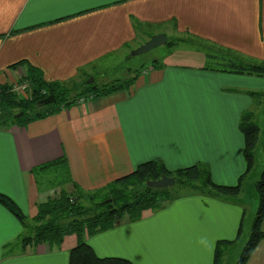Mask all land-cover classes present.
<instances>
[{
  "label": "crops",
  "instance_id": "0c3cea01",
  "mask_svg": "<svg viewBox=\"0 0 264 264\" xmlns=\"http://www.w3.org/2000/svg\"><path fill=\"white\" fill-rule=\"evenodd\" d=\"M165 32L264 62V0H0V86L25 76L28 67L61 84L104 74L101 66L111 57L125 55L143 37L167 39ZM162 58L154 63L160 67L136 73L127 89L80 100L25 127L0 125V193L31 221L48 196L30 171L62 157L84 192L102 190L150 160L170 171L196 163L212 175L227 174L228 164L229 173L240 171L239 118L253 108L247 92H263L264 78L206 70L200 53L176 50ZM187 58L197 62L184 63ZM179 206L187 210L183 242L154 246L160 224L173 220L156 210L137 221L123 218L87 244L98 256L104 246L128 242L144 264H212L216 242L237 237V204L192 195ZM26 233L0 205V264H68L74 236L60 247L22 248ZM143 241L151 244L142 248Z\"/></svg>",
  "mask_w": 264,
  "mask_h": 264
},
{
  "label": "trees",
  "instance_id": "16d2710c",
  "mask_svg": "<svg viewBox=\"0 0 264 264\" xmlns=\"http://www.w3.org/2000/svg\"><path fill=\"white\" fill-rule=\"evenodd\" d=\"M165 45L172 48L175 43L167 41ZM203 45L218 49L205 43ZM226 53L227 56L230 55L229 52ZM205 57L209 60L213 56L206 54ZM221 59H223V64L228 65V68L217 70L210 69L205 65V69L264 78V62H253L250 59L242 60L240 58L234 60ZM19 65H12V68H17ZM152 67L158 68L160 66L152 64ZM134 80L135 77L123 81L115 80L108 84L82 85L74 81L70 84H61L45 81L37 69L28 67L25 76L17 80V83L27 86L23 94L13 93L11 91L12 85L0 86V117L4 113L8 114L9 117L2 119L0 125L25 127L31 122L45 119L69 108L79 103L80 100L106 97L127 89ZM50 95H53L56 101L52 104L42 105L41 101ZM247 95L252 99H259L262 94L247 92ZM20 113L21 116L15 117ZM253 119L254 114L251 111H244L239 118L238 128L243 137L245 171L238 178L236 185L215 184L212 181L208 166L203 163L170 171L161 161L150 160L137 165L130 174L112 181L102 190L84 192L79 186L72 183L66 159L62 157L37 166L30 173L41 192L43 190L40 188L38 175L56 169L62 170L65 175V186L70 184L72 190L62 188V181L59 180L60 185H56L57 188L59 187V191L55 193V196H48L45 201L36 205L37 214L29 222L19 207L9 197L1 193L0 205L12 214L27 232L21 239L22 248L36 247L41 244L60 247L65 237L74 236L76 245L69 251L68 264H131L122 258L98 257L87 244V239L111 229L123 218L137 221L143 212L160 209L162 202L165 201H161L162 192L160 191L162 189L150 188L147 183L159 180L163 176L173 178L174 185L189 188L192 194L208 196L225 202H237L242 192L243 183L255 166L254 153L260 130ZM53 186L51 185L49 189ZM255 192L258 201L256 213L249 237L236 264H248L259 243L264 239L262 229L264 221V143L263 169L255 182ZM100 195L102 199L98 201L97 198ZM242 227L243 220H241L235 240L216 242L213 264H221L224 249L238 241Z\"/></svg>",
  "mask_w": 264,
  "mask_h": 264
},
{
  "label": "rangeland",
  "instance_id": "374dc122",
  "mask_svg": "<svg viewBox=\"0 0 264 264\" xmlns=\"http://www.w3.org/2000/svg\"><path fill=\"white\" fill-rule=\"evenodd\" d=\"M166 35H167V41L175 43V45L172 48L166 45H161L146 53H142L139 55H132V52L135 49H137L139 45L141 46L147 41L146 40L147 38L143 37L141 41H138L137 44L134 47H132V49L130 48L129 51H126L125 55L120 56V57L113 56L106 62V64L102 65L101 69H103V72L106 71L104 74L92 73L90 75L83 77L82 79L76 82L82 85H89L93 83L108 84L115 80H119V81L127 80L129 78H132L136 73H139L140 70L152 67V64H154L155 62L161 63V61L164 60L162 57L164 56L168 57V54L171 53V51H176V50H184L192 54L200 53V54H203L204 56L206 54L211 55L213 57L209 60H206L205 65L210 69H217V70L228 68V65L223 64V61H222L223 59L221 58H224L227 60L228 59L234 60L236 59L235 57H237V56H233L232 54L227 56V53H226L227 51L225 49H212L211 47L207 45H203L202 42L197 41L194 38H190V36H185V35L181 36L179 34H170V33H166ZM183 62L184 63L189 62V64H191L190 62L196 63L197 61L196 60L191 61L188 59ZM16 82L17 81H15L14 83ZM14 83H12L11 85H13ZM258 93L262 94L259 99H252L249 96L251 101L253 102V108L249 111H251L254 114L253 120L258 125L259 130H260L257 147L254 153L255 166L252 172L248 175V177L245 179L243 183L242 192L238 198V201L240 200L241 203L226 202L228 204L230 203L237 204V208H239L238 209L239 226H240V221L243 220L242 233L236 243L229 245L227 248L224 249V253L222 254V257H221V264H236V261L239 258L241 250L249 237L253 218L255 216L256 209H257L258 201H257L256 192H255V182L258 180L259 175L263 169V143H264V91L258 92ZM5 117L9 118L8 114L4 113L3 116L0 117V122L2 119H5ZM241 161H242V167L240 168V171L239 169L234 168L232 173H229L231 170L229 171L228 167H230L231 165L228 164L226 165V169H225L227 174H223L222 172L217 170L219 174L216 172L213 175L211 174L212 181L218 185H227V186L236 185L238 178L245 171V162L243 159V154L241 157ZM189 166H185V167H189ZM38 176H39L40 188L44 192H47L44 194L45 196H51V197L55 196V193H57V190L59 191V187L57 188L56 185H60L59 183L60 181H62L61 182L62 188L64 189L67 188V190H70L68 186H65V175L63 174L62 170L56 169L51 172L49 171L43 175L39 174ZM216 180L222 183H216L215 182ZM51 185H54V186L53 188L49 189ZM160 192H162L160 196L162 197L161 201L163 200L165 201L162 202L161 204L162 206L160 209H157V211L156 210L154 211H156L155 213L158 214V216H163L162 217L163 220H168L169 218H173V220L164 221L165 223L163 222L162 224H160V227H161L160 230L154 237H151V241L153 242L154 246L158 245L159 247L165 248V246L170 244L171 242L172 243H178L180 241L183 242V236L185 234L184 229L186 227V225H184V221L186 220L184 215L187 212V210H184L182 209V207L179 206L181 200H183L184 198H188L192 195L194 196H199V195L192 194L189 188L178 187L176 185L162 188ZM199 197L200 198H211L208 196H199ZM101 199H102V196L100 195L97 198V200L100 201ZM215 200L219 202L220 201L225 202L219 199H215ZM243 212H244V217H243ZM29 221L30 220H28V222ZM159 221H161V219ZM169 227H172V230H170ZM145 243L147 245L151 244L149 241H143L142 248L145 247ZM118 248L119 249H116V248L114 249V248H109V247L104 246V249L97 252L98 257L99 256L101 257L103 255H114V256H109V257L122 258L120 256H123V257L130 258L131 260L128 259V261L130 262L132 261V264H144L143 262L139 261V257H136V254L134 255L138 247L136 249V246L127 242L126 244ZM263 252H264V239L259 243L258 247L252 254L248 264H264V255L262 256ZM212 264H213V261H212Z\"/></svg>",
  "mask_w": 264,
  "mask_h": 264
},
{
  "label": "water",
  "instance_id": "95a60500",
  "mask_svg": "<svg viewBox=\"0 0 264 264\" xmlns=\"http://www.w3.org/2000/svg\"><path fill=\"white\" fill-rule=\"evenodd\" d=\"M167 43L166 36L163 34H158L152 36L147 42H145L143 45L139 46L137 49H135L132 52V55H139L142 53H146L156 47H159L161 45H165ZM55 97L53 95L48 96L47 98L43 99L41 101L42 105H48L54 103ZM21 116V113L16 115L15 117ZM175 183L173 178L168 177H161L159 180L150 181L147 183V186L154 189H162L166 187L173 186Z\"/></svg>",
  "mask_w": 264,
  "mask_h": 264
},
{
  "label": "built area",
  "instance_id": "2783aa9c",
  "mask_svg": "<svg viewBox=\"0 0 264 264\" xmlns=\"http://www.w3.org/2000/svg\"><path fill=\"white\" fill-rule=\"evenodd\" d=\"M26 84H20V83H14L12 85V89L11 91L13 93H17V94H23L25 92V89H26ZM83 101V100H82Z\"/></svg>",
  "mask_w": 264,
  "mask_h": 264
}]
</instances>
